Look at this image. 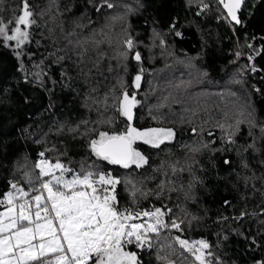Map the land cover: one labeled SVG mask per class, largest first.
Masks as SVG:
<instances>
[{"label":"trees","instance_id":"trees-1","mask_svg":"<svg viewBox=\"0 0 264 264\" xmlns=\"http://www.w3.org/2000/svg\"><path fill=\"white\" fill-rule=\"evenodd\" d=\"M108 2L114 7L104 0H28L36 24L23 54L17 57L0 40V199L11 190L10 182L29 188L24 174H37L33 165L45 149H55L45 152L53 162L66 152L60 159L77 171L81 162L92 163L88 140L99 131H123L127 124L115 108H105V95L111 104L112 89L120 94V77L130 95L137 91L132 81L142 67L137 91L142 106L133 123L141 129L172 128L175 139L159 149L137 142L150 160L144 169L99 166L116 176L130 174L145 191L158 192L165 182L159 199L138 196L137 208L166 206L172 219L184 223L182 233L171 230L169 239L151 250H128L137 251L143 264H166L157 260V249L179 235L206 240L212 264H264V0H247L239 24L217 0ZM22 4L0 0V18L7 22L19 15ZM128 36L137 47L122 62L119 52L126 50ZM135 51L141 53L139 63L132 58ZM108 119L111 124L102 123ZM238 121L244 123L235 144H228L226 136ZM77 125L80 134L68 131ZM204 143L210 147L196 153L185 147ZM252 143L259 151H244ZM176 162L185 170L172 175L169 165ZM171 187L178 191H168ZM118 193L121 205L131 207L123 184ZM174 247L183 255H170L167 247L160 254L177 264H198Z\"/></svg>","mask_w":264,"mask_h":264},{"label":"snow or ice","instance_id":"snow-or-ice-1","mask_svg":"<svg viewBox=\"0 0 264 264\" xmlns=\"http://www.w3.org/2000/svg\"><path fill=\"white\" fill-rule=\"evenodd\" d=\"M242 2L243 0H219L231 20L237 24L241 22L237 11ZM104 3L108 8L114 7L108 0H104ZM204 7L206 8L207 5ZM33 17L34 12L28 0H23L19 15L14 14L7 22L0 18V40L6 47L9 46L8 42L14 41L15 49L21 50L16 52L17 57L23 54L22 49L30 43L31 34L25 29L36 24ZM10 25L14 26L10 27ZM176 35L181 34L176 32ZM99 43L98 41L97 44ZM124 46L126 50L119 52L122 62H126L129 54L137 47L131 36L124 40ZM239 55L240 53H237V56ZM132 58L138 63L141 62V53L135 51ZM249 59L251 60L252 57L250 56ZM124 67L127 72L126 63ZM111 70L109 68V71ZM143 72L144 69L141 67L132 81V87L137 91L141 88ZM118 84L120 94L117 95L113 88L112 103H108V94L105 95L102 103L105 108H115L119 115L126 119L127 124L123 131L111 133L99 131L95 138L88 140V150L91 156L95 157L92 163L81 162L80 170L77 171L69 166L71 161L65 164L60 159V155H67L66 152L57 155L53 162V159L46 157L45 152L55 149H45L39 153V159L33 165V171L37 174L34 176L29 172L24 174L29 185L27 190L19 182H10L11 190L5 192L0 199V207L4 209L0 211V264H143L137 251L128 250L130 246L140 251L151 250L159 241H167L171 230L183 232L184 221L172 219L171 208L166 206H153L151 209L137 208L138 196L147 199L149 195H155L159 199L166 187L165 182L162 181L157 186L158 192L145 191L142 186H137L136 181L130 178V174L124 177L116 176L112 171L99 166L101 163H106L125 170L144 169L150 166V160L135 147L137 142L159 149L166 142H172L176 136L172 128L136 127L133 121L136 109L142 106V101L137 99V91L129 94L123 77L119 78ZM149 111L151 112V109ZM153 119L156 117L153 116ZM102 123L111 124L112 120L108 119ZM241 123L244 121H238L234 130L227 134L226 143L235 144L233 137L239 131ZM248 123L251 127H256L254 122ZM62 130L63 126L60 131ZM260 130L264 132V126ZM68 131L80 134L79 125L69 128ZM192 131L195 133L196 128ZM249 134L251 135V132ZM185 147L196 153L202 148H209L210 145L204 143L199 147L187 145ZM249 148L259 151L255 143L249 144L244 151ZM224 163L230 162L225 160ZM177 165L178 162L169 165L172 175L185 170ZM242 166L247 168L248 164L243 162ZM163 167L162 162L154 171L159 172ZM187 170L191 171V165ZM163 174L167 176L168 172L165 171ZM122 184L129 194L131 207L121 205L118 186ZM189 187L192 185L190 184ZM168 191H178V189L171 187ZM185 196L188 198L187 193ZM241 215L243 216L244 213ZM166 231L169 235L162 236ZM172 241L173 243L161 245L157 249L158 261L177 264L170 259V255H183L174 247L178 245L180 250L194 257L198 264H212L206 258L212 255L210 251H206L210 248L206 240L189 241L177 235L172 237ZM165 247L171 249L170 255L160 254ZM180 264H183V260Z\"/></svg>","mask_w":264,"mask_h":264},{"label":"water","instance_id":"water-1","mask_svg":"<svg viewBox=\"0 0 264 264\" xmlns=\"http://www.w3.org/2000/svg\"><path fill=\"white\" fill-rule=\"evenodd\" d=\"M218 2H219V0H217ZM247 0H243V2H242V4H241V7L238 9V11H237V15L239 16V12L242 10V8H243V6H244V4H245V2H246ZM220 4V3H219ZM221 6H222V9L224 10V12L226 13V15H227V17L229 18V20L232 22V23H235V21H232L231 20V18L228 16V14H227V10L223 7V5L222 4H220Z\"/></svg>","mask_w":264,"mask_h":264},{"label":"rangeland","instance_id":"rangeland-1","mask_svg":"<svg viewBox=\"0 0 264 264\" xmlns=\"http://www.w3.org/2000/svg\"><path fill=\"white\" fill-rule=\"evenodd\" d=\"M11 26H14V25H10V27H11ZM25 30H27V31L30 32V28L25 29ZM8 45H9L12 49H14L16 52H17V51H21V50H17V49H15V42H14V41H12V42H8ZM3 210H4L3 208L0 209V211H3Z\"/></svg>","mask_w":264,"mask_h":264}]
</instances>
